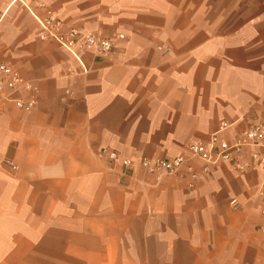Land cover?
<instances>
[{
  "label": "crops",
  "instance_id": "crops-1",
  "mask_svg": "<svg viewBox=\"0 0 264 264\" xmlns=\"http://www.w3.org/2000/svg\"><path fill=\"white\" fill-rule=\"evenodd\" d=\"M41 3L0 0V62L35 87L30 109L15 100L30 91H0V264H264V166L251 157L264 147L194 187L185 172L126 174L106 153L189 156L222 123L230 143L264 127V0ZM34 15L113 37V51L78 61Z\"/></svg>",
  "mask_w": 264,
  "mask_h": 264
},
{
  "label": "built area",
  "instance_id": "built-area-1",
  "mask_svg": "<svg viewBox=\"0 0 264 264\" xmlns=\"http://www.w3.org/2000/svg\"><path fill=\"white\" fill-rule=\"evenodd\" d=\"M18 1L26 7H28L30 3H37L42 6L41 0ZM34 18L42 30V35L40 36L41 39L57 42L63 48L68 50L78 61H80L78 52L82 48L98 54H108L113 51V37H103L98 33L83 31L77 28H72L67 33H61L58 31L61 26V21L59 19H56L51 15L45 17L34 15ZM116 37L118 39H123L124 35L118 34ZM19 88L30 91V94L26 100L16 98L17 105L21 108L30 109L35 104V87L30 83L23 81L15 69L0 62V91L9 89L10 92L13 93L18 91ZM227 127L228 125L226 123H222L219 129L210 135L209 140L206 143H189V156L176 155L171 158H145L139 161H134L129 158L119 159L117 152L114 150H108L106 153L110 161H121L126 174L135 166H140L147 173L157 176H181V174L185 172L190 186L194 187L201 172H206L209 166H217L230 159L233 160V169L238 173H242L248 166L247 163L241 162L238 157L243 150L246 147L251 146L264 147V127H262V125L258 123L250 125L233 143H230L221 136V132ZM251 157L259 165L264 166V155L260 156L258 153L252 152ZM192 159L202 163L201 170H198L193 164H189V161ZM261 194H264V191H261ZM234 203L235 201H232V204ZM234 207H236V205H234ZM260 214L261 216H264V207L261 208ZM259 231L262 239H264V224L259 226Z\"/></svg>",
  "mask_w": 264,
  "mask_h": 264
}]
</instances>
